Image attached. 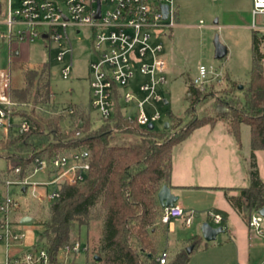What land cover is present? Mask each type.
<instances>
[{
  "label": "trees",
  "instance_id": "1",
  "mask_svg": "<svg viewBox=\"0 0 264 264\" xmlns=\"http://www.w3.org/2000/svg\"><path fill=\"white\" fill-rule=\"evenodd\" d=\"M174 18H177L176 11ZM251 37L248 85L239 90V84L226 79L217 100V106L223 110L206 118L190 115L192 120L184 129L173 124L175 120L168 111L171 128L167 130L163 124L160 130L155 125L149 130L135 119H126L119 102L112 117L97 126H93L87 110L69 105L64 108L66 126L62 114L45 111L54 109L48 64L22 67L23 86L9 87L8 95L16 106L22 107L14 109V115L27 120L30 129L23 134L10 131L0 136V158L6 162L4 172L7 176L12 177L11 172L19 168L17 177L22 179L42 160L50 161L76 150L85 149L90 155V168L84 182L74 187L61 185L59 197L49 204V216L36 223L41 230L32 248H43L48 264H58L60 250L73 241L72 233H79L81 228H85L87 234L88 262L94 263L93 257H96L102 264H156L158 233L167 234L161 224L163 210L158 204L157 193L163 185L170 186L172 149L193 130L214 127L218 123L225 126L238 149L241 126L249 127V184L245 188L219 189L248 227L251 215L264 207V185L254 156L255 151H264V36L252 32ZM185 81L186 93L190 96L186 111L190 112L191 106L204 93L192 85V79L187 77ZM232 191L236 194H231ZM18 224L20 220L17 224L12 223L13 230H17L14 225ZM93 233H97L96 240ZM202 240L201 236L187 239L168 264H190V254ZM187 246L192 247L189 254L186 253ZM25 250L16 244L9 249V256L19 259Z\"/></svg>",
  "mask_w": 264,
  "mask_h": 264
},
{
  "label": "rangeland",
  "instance_id": "2",
  "mask_svg": "<svg viewBox=\"0 0 264 264\" xmlns=\"http://www.w3.org/2000/svg\"><path fill=\"white\" fill-rule=\"evenodd\" d=\"M173 4L177 13L174 26L166 31V37L162 36L159 40L163 44L160 56L165 61L166 67L164 73L166 82L159 86V93L168 105L158 106L161 118L154 122L157 130L162 129L165 123L168 124L167 130L171 128L172 121L169 120L168 111L172 113L175 120L173 124L177 123L179 129H184L186 124L192 120L190 115L194 118H206L213 116L215 111L223 110L217 106L219 92L225 86L228 78L230 81L242 85V88L248 85L252 32H256L259 37L262 34L261 31L252 29V0H173ZM6 5V0H0V13L5 11ZM1 20L0 14V71L8 73L9 87L21 88L23 86L22 67L32 68L48 64L51 91L54 94V109L48 108L45 110L46 113L62 114L64 124L67 126L64 108L69 105H77L88 111L93 126H97L100 121L96 108L91 105L92 96L89 86L88 64L94 59L90 31L82 28L80 34L76 35L73 28L66 29L71 47V57L68 54L64 62L56 60L57 44L46 46L40 40H35L32 43L21 42L20 44L18 42L16 48L20 55L15 58L13 52L9 51V41L6 38L7 26ZM215 36H218L220 43L227 49V55L222 59L214 57L213 41ZM70 62L69 76L67 79H63L60 69ZM200 65L215 69L217 77L212 75L211 80L202 90L204 95H201V99L191 106L189 112L186 109L189 107L190 96L186 98L185 80L187 77L193 79L197 75V67ZM137 95L143 97V94L138 92ZM129 107H131L129 110L125 109L126 113H131L134 116L136 112L133 108L134 104ZM20 108L22 107L16 106L15 110ZM169 122L171 123L169 124ZM219 125L215 127V131L209 138L202 137L199 140L196 138L172 149L175 184L234 188L248 186L247 160L245 158L251 152L249 127L241 126V146L237 150L234 139ZM0 136L2 135L0 134ZM254 156L260 179L264 183V152H256ZM5 169L6 162L0 158V171L3 172ZM4 177L1 173L0 202L7 197L16 202V207L8 214L11 223H19L22 217L32 219L30 223L14 225L17 230H22L23 245L27 251H31L35 244V238L41 230L36 223L47 219L50 203L37 202L29 185L47 182L50 176L46 170H38L25 176L27 186L24 194L20 193V186H6ZM6 178L15 180L19 177L13 178L8 175ZM53 189V186L48 187L49 191ZM173 191L180 196V201H184L183 198L187 197L185 203L191 204L201 211L200 213L193 212L194 218L189 227L181 226L177 219L174 221L175 231L173 233L167 232L163 236L158 233L157 251L159 253L164 249L169 260L176 251L175 244L179 245L177 247L181 249L186 244L185 240L192 236H200V226L203 222H207L215 228L222 227L213 224L207 216L205 218L203 212L207 207L214 208L215 204L219 203L214 191H182L177 188ZM1 217L0 213V219ZM260 227L261 231L264 230V217H261ZM222 228L224 232L218 234L214 241L205 242L202 240L201 244L193 249L190 254V264H264L263 232L261 236L250 232L248 237L244 227L237 220L232 221L229 229ZM77 237L82 245L86 244L85 228H81L79 233L74 231L71 240H75ZM93 237L96 240L97 233H93ZM91 240L90 235L88 243L90 249L93 248ZM171 241L176 243L173 244ZM4 261V241L0 240V264H4ZM65 263L87 264L86 252L82 250L78 256H67Z\"/></svg>",
  "mask_w": 264,
  "mask_h": 264
},
{
  "label": "built area",
  "instance_id": "3",
  "mask_svg": "<svg viewBox=\"0 0 264 264\" xmlns=\"http://www.w3.org/2000/svg\"><path fill=\"white\" fill-rule=\"evenodd\" d=\"M6 4L4 24L8 29V41L32 43L40 40L46 46L57 44L58 62H64L68 54L71 57L67 28H73L76 35L80 34L82 28L90 31L94 55V59L88 64L91 105L96 108L100 122L112 117L117 102L124 104L123 116L128 120L135 119L140 126L154 125L161 118L157 105L164 100L159 93V86L166 79L165 61L160 56L163 44L159 40L174 26L173 0H6ZM163 6L168 7L165 20ZM251 16L252 29L261 31L264 36V0H252ZM70 67L71 62L60 69L63 79L68 78ZM212 75L217 77L215 69L200 65L197 67V75L192 79V85L202 91ZM8 90V73L0 71V134L5 136L10 131L26 133L30 124L14 115L16 104L10 100ZM137 92L143 94V97H139ZM131 104H134L133 108L136 110L134 116L125 111L131 108ZM89 159V152L80 149L59 155L50 161L39 162L32 173L46 170L51 179L49 177L47 182L29 185L33 197L37 202L48 204L59 197L61 185L74 187L82 184L90 168ZM1 173L3 177L7 176L6 172L0 171V175ZM19 173V168L11 172L13 178H17ZM25 178L12 180L4 177L5 185L20 186V193L22 189L25 193ZM49 186L54 189L49 191ZM15 207L16 202L9 197L0 202V240L4 241V264H48L43 248L25 250L24 254L19 255V259L10 258L11 247L17 244L18 247L25 248L22 230H13L8 219L9 212ZM162 210L163 225H169L176 219H181L185 227L192 224V212L186 213L177 204ZM207 217L215 225L222 221L219 214L211 211L207 212ZM260 223L261 216L257 211L251 215L248 223V228L256 236L262 235ZM82 250L87 251V244L82 245L79 239L70 241L60 250L58 264H74L65 263V258L69 255L78 256ZM155 261L156 264H168L167 252L160 251Z\"/></svg>",
  "mask_w": 264,
  "mask_h": 264
},
{
  "label": "crops",
  "instance_id": "4",
  "mask_svg": "<svg viewBox=\"0 0 264 264\" xmlns=\"http://www.w3.org/2000/svg\"><path fill=\"white\" fill-rule=\"evenodd\" d=\"M4 12L5 11H2V13H0L1 14V19H2L1 21L3 23H4ZM17 44H18V41L12 40V41L9 42V51H10V53L13 52V55H14L15 58H18L19 55H20L19 50L16 48L17 47ZM20 44H21V42H20ZM9 57H11V55H9ZM165 69H166V67H165ZM217 125H219V124H216L214 127L203 126V127L197 128V129L193 130L192 133L185 140H183L181 143H185L187 141H191V140L196 139V138H198L197 140L201 139L202 137L203 138H205V137H208L209 138V136L212 135V133L215 131V127ZM219 126L223 127L225 129V131H226V128H225V126L223 124H220ZM226 133H227V131H226ZM234 142H235V140H234ZM235 145H236V142H235ZM236 148H237V150H239L238 147H237V145H236ZM256 152H264V151H255L254 153H256ZM249 156L247 157L248 159L245 158V160H247V169H246L247 170L246 171L247 172L246 173L247 178H248V168H249V164H248L249 163ZM255 161H256V159H255ZM173 173H174V163H173V150H172V174H171V178H170V186H168V187L170 188L171 193L178 197V201H177L176 204L179 205L180 207H182L183 210L186 213L192 212V218H194L193 217L194 216L193 212L200 213L201 210H198L197 207H195V206H193L191 204L189 205V204L185 203V200L188 199L187 197H184L183 198L184 201H180V196L177 193H174L173 190H175L177 188V189H181L182 191H201V190H208L210 192L214 191V193L216 194V197H218L219 203L215 204L216 207H214V208L207 207V209H204L203 210L205 218L207 216L206 213L209 212V211L214 212L216 214H219L221 216V218H222V221H221V223L219 225H221L222 227H225L227 229H229V227L232 225V221L237 220L244 227V229L247 232V235L249 237V234L252 231L246 226V224L242 221V219L240 218V216L228 204V202L226 201V199L224 197L223 192L221 190H219L220 188H229V189H232L233 188V189H238V188H245L247 186L235 187V188L234 187H224V186H191V185H184V186L181 185L180 186V185L174 183V181H173V179H174ZM258 174H259V171H258ZM263 185H264V183H263ZM231 194L235 195L236 192L235 191H232ZM197 202H199V201L197 200ZM174 221L175 220L171 221V223L169 225H164L166 227V231L168 233H173L175 231ZM177 221H180L181 226H184L183 221L181 219H178ZM229 232H230V230H229ZM262 232L264 233V230H262ZM171 242H173V244L176 243L175 241H171ZM177 246H179V245H177V244L174 245V249L176 247V251L179 249V247H177Z\"/></svg>",
  "mask_w": 264,
  "mask_h": 264
},
{
  "label": "water",
  "instance_id": "5",
  "mask_svg": "<svg viewBox=\"0 0 264 264\" xmlns=\"http://www.w3.org/2000/svg\"><path fill=\"white\" fill-rule=\"evenodd\" d=\"M162 12H163V20H165L167 18V14H168V7L163 6ZM213 45H214V57L216 59H222L227 55V49L224 45H222L220 43L218 36H215L214 41H213ZM238 89L241 90L242 85H239ZM188 96H189V94H187L186 98H188ZM164 104L166 105L167 102L165 101ZM81 124L82 123L80 122L79 127L81 126ZM167 127H168V124L165 123L164 128L167 129ZM147 128L149 130H153L154 125L149 124V125H147ZM22 192L24 193V189H22ZM157 201H158L160 208L172 207L177 203L178 197L171 193V190L168 186L163 185L157 193ZM258 214L261 217H264V207L258 211ZM31 220L32 219L30 217H22L20 219V224L30 223ZM223 232L224 231H223L222 227L219 226V227L215 228V227L210 226V224L207 222H203L200 226V236L202 237V239L205 242L214 241L216 239L217 235L220 233H223ZM191 251H192V247L186 248L187 254H189ZM93 261L95 263H100L101 260H100V258L93 257Z\"/></svg>",
  "mask_w": 264,
  "mask_h": 264
}]
</instances>
